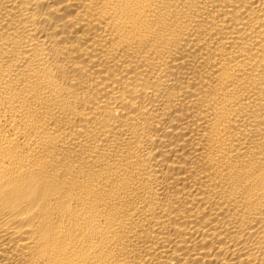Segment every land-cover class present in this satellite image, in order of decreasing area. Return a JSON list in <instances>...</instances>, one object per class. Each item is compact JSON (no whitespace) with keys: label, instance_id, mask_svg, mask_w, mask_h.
<instances>
[{"label":"bare ground","instance_id":"6f19581e","mask_svg":"<svg viewBox=\"0 0 264 264\" xmlns=\"http://www.w3.org/2000/svg\"><path fill=\"white\" fill-rule=\"evenodd\" d=\"M0 264H264V0H0Z\"/></svg>","mask_w":264,"mask_h":264}]
</instances>
